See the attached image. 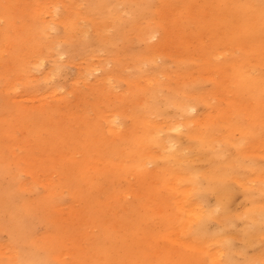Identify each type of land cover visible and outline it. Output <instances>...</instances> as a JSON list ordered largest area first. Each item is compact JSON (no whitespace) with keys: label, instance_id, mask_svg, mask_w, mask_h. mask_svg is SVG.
<instances>
[{"label":"rangeland","instance_id":"1","mask_svg":"<svg viewBox=\"0 0 264 264\" xmlns=\"http://www.w3.org/2000/svg\"><path fill=\"white\" fill-rule=\"evenodd\" d=\"M170 1L172 4L167 7L162 0H147L148 6L143 14L146 19L138 17L135 9L122 7L123 19H113L109 24L111 28H108L109 35L114 36V44L104 49L99 43L101 28L88 18L78 21L80 27L72 32V40L64 39H68L67 25L60 24V20L70 19V16L69 21L74 17H86L88 6L83 0H38L39 4L55 7L57 13L54 19L51 13H47L37 23L33 11L38 4L34 0H0V188L14 183L17 178L24 200L38 208L31 227L22 235L43 250L47 249L43 255L50 257L54 264H209L207 251H198L187 245L201 243L202 239L186 236L182 242L175 243L168 238L177 226L174 220L177 196L166 182H173L174 175L179 176L176 178L178 187L185 188L191 182L186 180V174L178 168L180 164L172 159L167 149L147 144L144 151L154 161L148 163L145 170L126 169L123 172L117 166H108L110 169L107 170V163L103 161L107 156L118 162L124 161L127 167L133 162L129 155L138 142L133 139L141 136L142 129L148 127L145 123L136 124L135 115L147 104V87L159 84L151 79L148 84L147 76L153 73L164 85L156 89L157 98H152L157 101L162 114L156 117L162 135L169 124L189 119L190 129L215 136L220 143L226 141L223 158L213 160L204 153L202 155L201 142H196L197 138L190 143L185 126L176 131L179 146L182 144L187 148L192 145L191 151H184L193 159L194 172L210 173L223 160L229 163L238 159L243 161L242 169L235 171V176L229 180L235 187L229 199V213L234 223L224 226L219 221H212L209 230L234 238V249L244 250L243 254L237 255V264L252 260L255 264H264V236L260 238V244L253 246H245L241 239V231L247 225L246 213L255 205L264 207V194L256 190L257 185L252 181L261 175L257 169L264 172V104L260 106L249 99L246 101L249 104L243 107L229 105L227 98L230 95L221 89L226 82L221 81L220 88L216 83L219 79L215 70L217 64L207 65L211 59L207 57L205 60L203 53L199 52L200 48H205L201 47L202 39L206 48L218 41L219 47L224 49L227 29L219 30L209 17L197 19V22L193 19L198 14L197 18H205L211 10L219 8L220 0L214 4L205 0ZM183 2L187 5V12L183 9ZM203 7L206 9L202 14L200 9ZM187 16L193 24L188 23ZM178 17H184L180 20L182 24L175 22ZM140 21L150 23L149 26H160L151 42H162L163 46L160 47V58L152 65L139 64L135 58L148 51L146 42L139 38ZM44 23L53 24L50 30L53 48L48 50L49 53L45 47L40 48L45 57L44 64L34 73L32 81L25 84L17 69L19 61L36 49V32L42 31L40 28ZM200 23L203 24L197 25ZM117 26H122L126 34L121 36L114 30ZM81 28L88 31L87 48L79 45L80 38L85 35ZM179 38L184 42L180 43ZM91 67L99 70L84 82L82 73ZM106 74H113L110 78L113 93L104 97L101 78ZM10 81L13 89L7 92L6 85ZM172 89H177L178 96L199 101L195 109H190L188 117L181 116L177 103L168 100ZM44 102L47 104L45 110L37 109ZM113 109L120 114L117 118L121 128L118 135L109 133L107 126L98 122L102 111ZM243 129L251 131L244 132ZM15 142L21 145L22 151L19 150L18 154L26 162H18L7 150V144ZM214 144L220 145L218 142ZM88 159L93 161L92 164ZM253 160L258 164L252 165ZM82 165L91 168L86 181L95 182L94 189L86 182L74 185V178ZM113 174L115 177L120 174L119 179L109 183L105 177ZM49 183L57 185L56 200L47 197ZM61 184L63 187L59 189ZM246 184L254 187L253 201L246 194ZM110 194L115 195L110 197ZM92 198L96 200L92 201ZM217 200L210 192L203 206L215 209ZM99 203L103 204L104 210H99ZM16 228L17 224L11 222L7 214L1 216L0 264H23L27 247L18 241L14 234ZM262 231L264 234V224ZM108 235H112L115 242H108ZM97 238L107 242L103 249L96 246ZM205 241L206 247L220 250L218 244H209L212 239ZM130 249L134 253L125 257L123 251Z\"/></svg>","mask_w":264,"mask_h":264},{"label":"bare ground","instance_id":"2","mask_svg":"<svg viewBox=\"0 0 264 264\" xmlns=\"http://www.w3.org/2000/svg\"><path fill=\"white\" fill-rule=\"evenodd\" d=\"M34 1L38 4L35 6V10L33 11L35 23H37L38 20L43 19L44 15L47 13L52 14V19L56 17L55 15L57 12L55 7H50L48 4H39L38 0ZM212 1L214 4V2L219 0H205L206 3H210ZM83 2H85L88 6V12L85 14L86 17H74L73 21H69L72 18V16H70V19L65 17L60 20V24L62 23L63 25H67V29L65 30L66 37H68V39L64 37L66 41H70L74 38L72 32L79 29L80 20L88 18L94 21L93 23L96 24L98 28H101L102 33L99 38V43L102 48L108 49L112 44H114V36L109 35L108 32V28H111L109 24L113 19H123V8H129L130 10L135 9L134 11L138 17L140 16L141 18L144 17V19H146L143 14L146 12L148 6L147 0H116L115 2L112 0H83ZM174 2L178 3L179 0H174ZM162 3L168 7L171 1L162 0ZM182 4H184L183 9L187 12L186 3L183 2ZM190 4L191 3H189V5ZM217 7L219 8H214V11L211 10L209 15L204 16L205 18L202 16L197 18L199 16L198 14L193 19L197 22V19L202 20L206 19V17H209V21L213 22V24L216 25L219 30L227 29L228 32L225 37L226 42L223 43L224 49L219 47L221 44H218V41L215 42L214 46H207L208 48H206V42H204L202 39L201 47L203 46L205 48H200L199 52L203 53L205 60H207V57L208 59H211L207 65L211 64L212 62L217 64L215 70L219 74V79L216 81V83L219 84L220 88V85L222 84L221 81L226 82L223 84L224 87L221 89H223L224 94L230 95L227 98L229 105L233 106V104H238L239 107H243L249 104L246 101L252 99L254 100V103H257L261 106L264 104V98H262L264 92V0H220V3ZM205 9V7L201 8L200 13L203 14ZM192 14L193 12L190 14L191 18ZM183 18L184 17H178L176 18L175 22H181L180 20ZM187 18L189 19L188 23L193 24V21L190 20V16H187ZM144 22L140 21V23H138V33L140 35L139 38L145 41L148 45V51L146 53L136 55L135 58L138 59L139 64L148 63V65H152L155 64L157 58H160L158 56L161 54L160 47L163 43L161 42L159 44H154L151 42V40L156 37L157 33L159 32L160 26L153 27L149 26L150 23ZM186 24L187 22L185 21L183 25L185 26ZM202 24L203 23L197 25L201 26ZM52 25L53 24L50 23H44V26L40 28L42 31L36 32L38 37V40H36V49L39 50L34 49L24 59L19 61V68L17 69L18 72L23 76L25 84H28L32 81L33 77L35 76L34 73L38 71L39 67L44 64L43 61L45 60V57L41 54L42 50L40 48L45 47L47 52L53 48L52 44L54 39L50 36ZM113 25L114 24H112V26ZM81 26L83 28L85 27L83 23ZM83 28H81L82 34L85 35L80 38L79 45L87 48L89 44L86 38L88 31ZM114 30L118 31L121 36L126 34L122 26H117ZM179 39L180 43L184 42L183 38ZM184 40L186 42V38H184ZM73 51L75 52L74 49ZM208 54L209 56H207ZM118 59L120 58L118 57ZM98 70V68L94 69V67H91L85 73H82L83 81L88 82L90 76L94 75ZM155 74L156 73H153V75L147 76L149 79L148 84H150L151 80L158 81L159 84H153L152 87H147V91L145 90V93L148 96L147 104L145 107H141L140 110H138L137 115H135L136 124L145 123L148 125V127L146 126L142 129L143 133L141 136L133 139L134 142H136V140L138 141L135 150H133V152L129 155L130 157H133V162L130 166H128V168L124 161L118 162L113 160L111 157L106 156L105 160L103 161L104 163H107V170L110 169L108 166H117L123 172L127 171L126 169H131L133 171L139 169L145 170L147 164L153 163L154 161L153 159H150L149 154L144 151L146 150L147 144L158 145L161 150L167 149L168 152H170L172 159L175 161L177 160L178 164H180L178 168L181 172L186 174V180L191 182V185H188L185 188L178 187V183L176 182L178 175H174L175 177L172 179L173 182H166L167 187L175 192V195L177 196L174 200L176 202L174 208V211L176 209L174 220L177 221V226L174 227L173 231L168 234V238L175 243L182 242V238L186 236L200 238L203 242L195 244L187 243V245L198 251H201V249L207 251V259H209V264H237V255L243 254L244 250L236 251L234 249V238H226L222 233L220 234L218 232L211 233L209 230V224L212 221H219L224 226L227 224L232 225L234 223V219L231 218L232 216L229 213V199L235 192V187L233 184H230L229 180L231 177L235 176V171L242 169L243 161L238 159L229 163L226 160H223L221 165L215 166L214 170L210 173L201 174L194 172L195 170L192 165L193 159H190L189 154L184 151V149L191 151L190 149L192 145L187 148L183 147L182 144L179 146L180 138L175 136L176 131H178L182 126H185L187 128L186 136L189 137L190 143L192 144V141L194 143L195 138H197L196 142H201L199 147L201 148L202 155L204 153L206 157H209L213 160L219 159L220 157L223 158L226 150V141L220 143L221 141L217 140V137L215 136L207 135L205 133L202 134L195 129H190L189 119H185L183 122H174L169 124L168 130L164 135H162V131L158 128L159 123L156 119V117L162 114L158 109L157 101H152V98H157L158 92H156V89L159 90L163 88L164 85L162 84L160 77ZM112 76L113 74H106L101 78V83L103 84L105 91L103 92L104 97L112 95L110 92L113 93V84L110 80ZM220 77H224V79L220 80ZM6 86L7 87L5 90L7 92L12 91L13 85L11 81ZM152 88L154 89L151 90ZM172 90L173 93L168 100L170 102L177 103L178 107L181 109V116L184 118L188 117L190 114V109H195L198 106L199 101H190L184 96H178L179 92L177 89ZM218 91L219 89L217 92ZM180 92L185 94V91L182 89H180ZM217 92L213 93L215 94ZM39 101L42 102V100ZM46 107L47 104L44 102L42 105L38 106L37 109L45 110ZM2 109H4V107ZM52 111H55L53 107ZM226 114L227 112L225 115ZM118 115L120 114L117 113L115 109L102 111L100 117H98V122L101 124L104 123L107 126L109 133L118 135L121 129L120 125L117 123ZM243 131L247 132L251 130L243 129ZM14 135L15 134H13V136ZM14 137L16 138V136ZM216 142L220 144L219 147L214 144ZM6 148L18 162H26V160H23L20 154H18L19 150L22 151V147L19 143L15 142L12 144H7ZM120 157H123V155H120ZM134 158L137 159L134 160ZM87 161L91 164L93 162L91 159L90 161L89 159ZM255 162L258 164L256 160H253L252 165H255ZM96 165L98 166L97 163ZM250 167L252 169L254 168L252 166ZM87 168V165H82L80 172H78L77 178H74V185L77 186L78 184L80 185L81 182H86L90 185V188L94 189L96 187V183H89L86 181L89 179V172L91 169ZM170 170L172 171V169ZM257 170L260 171L261 175L251 180L256 183V190L264 194V172H261L262 169L260 168ZM119 175L120 174H118L116 177L114 174L112 176L108 175V178L105 177V179L108 180L109 183H114L119 179ZM51 184L52 183H49L50 187L47 190V197H51L52 200H56L58 195V193H56L57 185L54 184L52 186ZM60 187L62 188L63 185L61 184L58 186L59 189ZM20 189L21 187L17 182L16 177L14 183H11L4 188H0V218L1 216L7 214L11 222L17 224L18 228H16V232H14V234L18 236V241L23 243L24 248H29H25L26 252L23 256V264H54L50 257L43 255L47 252V249L43 250L39 247V244V246H37L36 242H31L29 238L22 235V232L25 231V229L31 227L38 208L33 207L24 200ZM253 190L254 187H252L251 184H246V194L252 201L254 199ZM210 192L215 194L218 199V205L215 209H206L204 207V200L207 199ZM114 195L115 194H110V197H113ZM94 200L96 199L92 198V201ZM98 205L99 210H104L102 203H99ZM246 214L247 218L245 221L247 225L241 231V239L243 244L245 246L260 244V238L264 236L262 231L264 224V207L255 205V207ZM107 239L108 242H115V239L112 238V235H108ZM210 239H212V241L209 244L211 246H214L215 243L218 244L217 248L220 249L219 251H213V249L216 248L211 249L205 246L204 242H207L205 240L210 241ZM95 243L97 247L103 249V244H106L107 242L103 239H98ZM104 252L108 253L107 249H104ZM130 252L134 253L131 249L129 251L124 250V256H129ZM3 255L6 256L7 254L3 253ZM9 257L12 258V255ZM246 264H255V261L252 260L250 262H246Z\"/></svg>","mask_w":264,"mask_h":264}]
</instances>
